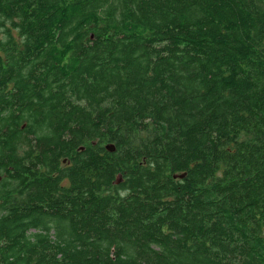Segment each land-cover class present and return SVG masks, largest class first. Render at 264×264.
<instances>
[{"label":"trees","instance_id":"obj_1","mask_svg":"<svg viewBox=\"0 0 264 264\" xmlns=\"http://www.w3.org/2000/svg\"><path fill=\"white\" fill-rule=\"evenodd\" d=\"M1 28L0 264H264V0H0Z\"/></svg>","mask_w":264,"mask_h":264},{"label":"rangeland","instance_id":"obj_2","mask_svg":"<svg viewBox=\"0 0 264 264\" xmlns=\"http://www.w3.org/2000/svg\"><path fill=\"white\" fill-rule=\"evenodd\" d=\"M2 33L4 34V29L1 28L0 29V34H2Z\"/></svg>","mask_w":264,"mask_h":264},{"label":"water","instance_id":"obj_3","mask_svg":"<svg viewBox=\"0 0 264 264\" xmlns=\"http://www.w3.org/2000/svg\"><path fill=\"white\" fill-rule=\"evenodd\" d=\"M109 148V147H108ZM111 151H115V149L113 147L110 148ZM182 177V176H181Z\"/></svg>","mask_w":264,"mask_h":264}]
</instances>
